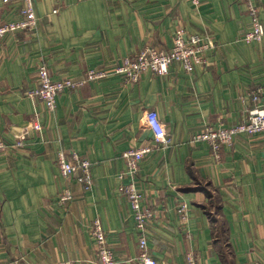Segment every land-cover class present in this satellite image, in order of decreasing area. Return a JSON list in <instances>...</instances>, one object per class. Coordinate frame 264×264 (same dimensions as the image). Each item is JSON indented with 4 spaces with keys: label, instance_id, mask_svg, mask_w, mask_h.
I'll use <instances>...</instances> for the list:
<instances>
[{
    "label": "crops",
    "instance_id": "obj_1",
    "mask_svg": "<svg viewBox=\"0 0 264 264\" xmlns=\"http://www.w3.org/2000/svg\"><path fill=\"white\" fill-rule=\"evenodd\" d=\"M30 1L35 28L0 40V142L7 146L0 152V262L99 264L89 230L98 219L116 264H136L121 155L151 147L136 178L142 206L153 212L146 253L161 264H186L189 253L196 264H264V132L235 135L217 151L195 141L209 127L241 122L251 95L264 93V40H241L251 29L245 1ZM24 2L0 0V25L22 21ZM254 2L264 26V0ZM178 30L212 46L190 74L172 64L166 76L145 72L137 83L112 75L62 91L53 111L26 95L40 65L52 81H78L144 47L169 51ZM150 110L164 125L166 147L144 124ZM35 122L40 130H28L18 146ZM59 152L91 164L89 190L60 175ZM66 189L72 200L62 210L56 201Z\"/></svg>",
    "mask_w": 264,
    "mask_h": 264
},
{
    "label": "built area",
    "instance_id": "obj_2",
    "mask_svg": "<svg viewBox=\"0 0 264 264\" xmlns=\"http://www.w3.org/2000/svg\"><path fill=\"white\" fill-rule=\"evenodd\" d=\"M194 7H198L205 0H190ZM247 5V13L251 20V29L241 37L246 43H258L264 40V26L258 17V10L254 0H244ZM53 13H56L53 12ZM22 21L15 23H6L0 25V40L17 31H31L36 26V18L33 11V5L30 0H25L24 8L21 11ZM212 48L210 41L197 35H187L183 30H178L172 39V47L169 51L159 50L153 47H144L133 57L123 60L121 66H112L109 68L89 70L81 80L75 81L70 78H64L60 81H52L47 67L40 65L37 68V82L34 89L26 95L28 98L36 100L43 104L45 109L53 111L55 108L56 97L66 89H78L87 83L100 82L112 75L123 76L131 83H137L140 76L145 72H151L156 76L163 77L168 74L169 67L172 64H178L188 74L192 73L197 67L204 65L205 56ZM253 108L248 110L244 118L232 127H224L219 124L216 127H209L207 130L195 136V141L208 142L214 151L224 146H230L235 135L246 134L253 136L264 132V93L257 91L251 95ZM146 128L152 133L153 141L158 146L166 147L170 144L164 125L159 120L155 111L146 112L144 118ZM25 128L17 145L21 146L28 130H40L37 122L31 124V128ZM7 146L0 142V152L5 151ZM152 151L151 147H144L136 150H128L121 157L125 161L127 170L124 174L128 178L127 185L120 188V192L128 200L131 214L133 216L136 229L138 231L137 246L140 250L136 264H161L146 253L148 242L146 239L147 225L153 220V212L142 206V194L137 187V173L139 163ZM57 166L60 175L65 179H73L79 183L84 190L92 187V178L90 173L91 164L76 155H72L71 160H67L62 152L57 155ZM72 200V194L69 190H64L57 198L58 208L65 210ZM187 206L181 205L177 209L182 222L186 221ZM90 235L95 245L96 257L99 264H116L114 254L110 249L106 233L101 222L97 219L90 225ZM2 237V226L0 222V239ZM186 264H196V258L189 253L186 258ZM260 264V263H257Z\"/></svg>",
    "mask_w": 264,
    "mask_h": 264
},
{
    "label": "rangeland",
    "instance_id": "obj_3",
    "mask_svg": "<svg viewBox=\"0 0 264 264\" xmlns=\"http://www.w3.org/2000/svg\"><path fill=\"white\" fill-rule=\"evenodd\" d=\"M221 246L223 247V249H224L225 253L227 254V250H226V247L224 248V244H223V245H221ZM227 256H228V254H227ZM0 264H3V263H1V262H0Z\"/></svg>",
    "mask_w": 264,
    "mask_h": 264
}]
</instances>
